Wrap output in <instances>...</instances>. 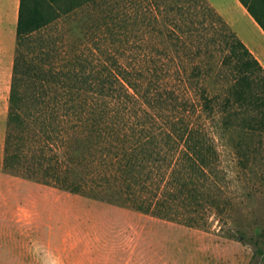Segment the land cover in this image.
<instances>
[{"label": "trees", "instance_id": "1", "mask_svg": "<svg viewBox=\"0 0 264 264\" xmlns=\"http://www.w3.org/2000/svg\"><path fill=\"white\" fill-rule=\"evenodd\" d=\"M240 1L264 28V0ZM117 4L20 1L5 161L21 155L29 116L56 118L60 164V153L77 158L79 142L90 136L101 144L98 151L89 147L91 164L97 168L89 179L70 181L62 163L56 166V183L73 191L83 190L89 181L114 185L133 195L140 209L173 216V207L193 198L199 203L202 189L197 179H210L214 172L218 138H227L237 127L247 134H264V65L209 0H117ZM92 6L104 7L92 17L95 24L87 27L96 43L90 49L92 58L85 47L76 53L58 48L56 61L36 63V57L29 58L27 45L34 34ZM172 52L180 63L170 58ZM216 69L228 83L222 95H213L201 81ZM172 75L196 90L192 102L178 93ZM168 98L176 103L162 124L146 106ZM141 109L149 121L141 119ZM242 140L238 147L244 154ZM145 170L150 173H142Z\"/></svg>", "mask_w": 264, "mask_h": 264}, {"label": "rangeland", "instance_id": "2", "mask_svg": "<svg viewBox=\"0 0 264 264\" xmlns=\"http://www.w3.org/2000/svg\"><path fill=\"white\" fill-rule=\"evenodd\" d=\"M111 1L118 6L117 0ZM102 7H87L38 31L27 45L29 58L36 57V63L56 61V51L63 47L73 53L85 47L92 58L90 49L96 43L87 27L95 24L92 17ZM8 44L11 48L0 55V264H264V134H247L237 127L227 138H218L214 172L210 179H197L202 205L193 198L173 207V216L140 209L133 195L114 185L102 187L89 181L83 190L73 191L56 183V166L63 163L70 181H86L96 168L89 147L98 151L101 144L90 136L79 142L77 158L60 153V164L56 118L29 116L21 155L5 161L16 35ZM171 57L180 63L174 52ZM221 57L217 53L216 58ZM172 76L178 93L192 102L196 90ZM201 81L213 95L224 94L228 84L218 69ZM172 101L168 98L146 108L163 124L173 111L176 102ZM31 108L37 109L33 104ZM140 114L148 119L142 109ZM241 139L246 155L239 151Z\"/></svg>", "mask_w": 264, "mask_h": 264}, {"label": "crops", "instance_id": "3", "mask_svg": "<svg viewBox=\"0 0 264 264\" xmlns=\"http://www.w3.org/2000/svg\"><path fill=\"white\" fill-rule=\"evenodd\" d=\"M20 1L0 0V55L6 51L7 46L11 48L8 39L12 45L16 35ZM213 5L264 64V28L248 8L240 0H224ZM2 60L0 56L1 64Z\"/></svg>", "mask_w": 264, "mask_h": 264}]
</instances>
